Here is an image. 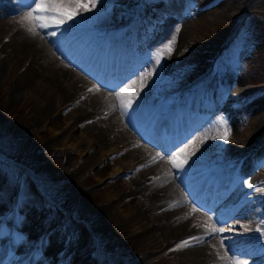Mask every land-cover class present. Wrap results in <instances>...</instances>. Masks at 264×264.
Instances as JSON below:
<instances>
[{
    "label": "rangeland",
    "instance_id": "374dc122",
    "mask_svg": "<svg viewBox=\"0 0 264 264\" xmlns=\"http://www.w3.org/2000/svg\"><path fill=\"white\" fill-rule=\"evenodd\" d=\"M110 1L109 5L99 0L95 8L96 11L104 8L109 21L101 24L96 31L98 35L94 36L105 38V45L98 48L105 54L110 51L107 45L110 47L113 36L123 38L122 46L111 45L110 48L113 54L118 50L117 57L125 62L131 61L132 64L122 66L124 72L129 71L124 73L129 76L127 80L158 70L154 52L167 41L175 26L185 24L187 35L173 53L166 74L156 83L148 78L145 85L161 90L158 104L162 100L164 105L173 101L177 102L174 106L181 104L173 115L174 126L181 125L184 115L186 122L199 117L205 119V122H197L188 138L204 130L211 137L219 130V122L226 120L231 130L228 142L237 145L236 160L243 158V163L236 171L224 174L204 170L211 175L210 179L213 173L223 182L219 192L213 191L217 195L214 200L222 196L219 211L212 209L209 214L220 216L232 225V230L223 234L227 254L257 260L260 264L259 260L264 261V224L261 223L264 221V0ZM21 3L26 11L30 0ZM82 23L76 18L49 31L56 32L54 37L57 44L62 45L61 52L68 56V61L88 71L82 55L70 56L72 49L64 39L68 36V40L78 46L84 43L80 53L88 55L85 48L91 45L80 35L86 28ZM169 26L170 33H167ZM74 68L82 72L77 66ZM20 73V68L9 63L0 80V243L6 246L0 248V264H136L144 255L147 259L141 264H176L177 253H172V249L180 241L163 251L155 249L156 240L140 251L126 245L129 234L137 230L119 212H125L132 202L123 208L116 202L113 208L119 212L112 211L108 218L99 219L96 215L106 196L116 195L115 191L122 184H128L136 175L134 170L141 169L143 174L149 172L154 167L153 162L130 166L128 162L118 161L120 156L116 154L125 151V147L90 149L82 137L85 131L72 124L74 110L69 104L56 109L46 121L40 120L43 101L40 93L11 102L10 89ZM153 75L154 78L159 76L157 72ZM197 77L200 81L199 85L195 84L197 90L191 94L192 99L189 94L177 93L184 82ZM87 78L93 87L113 91ZM114 79L107 82L112 83ZM185 100H191L188 110L182 105L186 104ZM152 114L153 111L146 114L148 121L157 119V115ZM142 120L144 118L131 120V124L139 127ZM66 126H69L68 140L65 138L58 146L47 150L46 143ZM169 135V139L177 137ZM210 137L213 149L221 152L225 142ZM135 138L142 141L137 132ZM120 166V173L115 174ZM190 170L182 169L178 177L183 178L185 185L200 188ZM240 170H244L246 178L257 177L260 181L253 188L242 190L234 204L227 203L233 193L242 189L240 181L246 179L239 174ZM212 195L207 193L210 199ZM257 227H261L262 232H257ZM217 238L220 241L221 238ZM29 249L25 260L16 259L19 251Z\"/></svg>",
    "mask_w": 264,
    "mask_h": 264
},
{
    "label": "bare ground",
    "instance_id": "6f19581e",
    "mask_svg": "<svg viewBox=\"0 0 264 264\" xmlns=\"http://www.w3.org/2000/svg\"><path fill=\"white\" fill-rule=\"evenodd\" d=\"M16 1L18 4H16ZM21 1L0 0V80L2 79V74L8 68L9 63L14 64V68H20L21 70V73L10 89L9 100L16 102L19 99L22 100V98H33L34 95L40 93L43 98L40 108V120L44 119L46 121L49 120L56 109L69 104L71 109L74 110L71 117L72 124L76 129H83L85 131L82 137L88 143L90 149L95 148L101 150L104 147H125V151H119L118 153L120 154H116V156H120L118 161L128 162L130 166L132 164L144 166L149 161L153 162L154 167L150 168L149 172L145 174L140 171L141 169L134 170L136 175L132 177V180L128 184H122L120 186L121 189L119 188L118 191L116 190L117 192L115 191L117 196L112 194L106 196L103 205L96 211L98 218H108V215L112 211L119 212L117 208H113L116 202L119 208H123L126 204L132 202L130 208L126 206L125 212L122 211L119 213L122 214L121 216L124 220L129 219L130 226L135 227L137 230V232L133 230L134 233L129 234L130 236H128L129 238L125 242L134 251H140L146 244L154 240L158 244L155 249L163 251L191 236L203 235L204 227L212 224L217 217L212 215L213 220L208 219L209 213H212V209L219 211L222 196L220 195L216 201H213L209 208L197 203L192 199L191 193H189L187 186L184 184L183 178L178 177L182 169H173L168 163L169 155H174L175 151L180 146H183L184 141L189 139L188 137L190 135L186 136L185 130L180 128L182 138L186 137L177 144H173L168 150L157 143V141H160V143L166 141L168 125L163 126L160 123H168L171 120V112L180 107L178 105L174 106L177 102H167L164 105L162 104V100L158 104L159 100L157 97L159 96L161 98V90H157L148 85H145L141 90L137 83L134 85L136 94L131 107L125 112H121L120 101L116 98L117 93L122 92L123 87H127L132 81L138 82L140 77L144 76L145 73L143 72L138 77L129 80L126 79L129 76H125L126 74H124V68L122 66L124 63L132 64L131 61L127 60L125 62L120 56L117 57L118 50L115 49V53L113 54L110 48L111 45L119 47L122 44L120 42L123 38L113 36L110 47L107 45V48L110 50L108 54L102 53L100 51L101 49H98L101 45H105V38L94 35H98L96 31L101 24L109 21L108 16L104 14V8L102 11H96L94 9L77 17L83 22L82 25L87 28H84L81 32L83 34L80 35L84 41H88L91 45V47L87 46L85 48L88 55L86 53L84 55L80 53L82 44L84 45V43L78 46L77 43L68 40V36L64 37L66 44L72 49L70 56L74 55L78 58L82 55L83 62H86L88 66H86V69L89 68L88 71H84L76 63H70L68 61V56L61 52L62 45L57 44L55 37L49 34L50 29L36 36L30 35L24 30V27L20 23L21 14L25 12L22 9L23 5ZM100 2H107L109 5L111 3L110 0H100ZM170 29L171 26L168 27L167 33H170ZM176 29L180 30L178 34L175 32ZM171 33L167 39L173 34L177 36L175 44L176 50L187 35V28L185 24L177 25L171 30ZM172 55L161 62L158 70L157 68L154 70L159 76L154 78V75H152L149 77L150 80L156 83L157 79L159 80L166 74ZM116 62L117 65L115 66ZM75 66L82 72L76 71ZM91 69H94L96 73L98 72L99 77L112 79V77H118L120 73L123 76L116 84L110 87L96 80L101 86L113 90L106 92L98 87H93L92 82L87 78L88 76L89 78L95 79L89 71ZM124 81L125 83L121 87H118ZM198 81H200L199 77L184 82L177 93L180 96L189 94L190 99H192L193 96L191 94L197 90V85L195 84H198ZM90 88L94 89V91L89 92ZM97 88L99 91H95ZM200 94L202 95L203 93L201 92ZM87 97H90V99H86ZM171 105L174 106L173 109ZM150 111H153L157 115L156 122L143 121L138 128L132 125L131 120L142 118L146 120V114ZM197 113L201 114V112L196 111ZM72 124L70 123L71 127ZM68 127L66 126L65 129H61L64 130L62 133H56L51 137L50 141L46 143L47 150H52L53 147L58 146L65 138L68 140ZM135 132H137L138 138L142 141H136ZM208 137H210L209 133H206L204 130L202 133H198L195 137L191 138L197 140V143L192 149L195 151V155L191 156L188 163L184 166V168L191 169L190 173L193 175L194 181L197 180L198 184H200V188L194 187L192 189L193 195L199 199L204 196L201 193L207 194L205 190L207 185H209L207 190L211 191L215 188V192H219L223 188V182H219V177L213 176L212 173L213 179H210L211 175L208 174V171L204 170L224 174L225 172H231L230 170L236 171L243 163V158L236 160L238 158L236 157L238 152L235 147L237 145H234V142V144L229 142L225 143L223 145L224 147L222 146L223 149L221 152H218V150L213 149V144ZM197 138L204 139V142L200 143ZM137 145L139 146L137 147ZM158 151H161V153ZM157 153H159V156H157ZM160 156H163L164 159L161 160L159 158ZM153 157H156L155 162L153 161ZM121 168V166L118 167L115 174L120 173L119 169ZM244 170H240L239 173L242 175V178H246L247 176L243 172ZM244 173L245 175H243ZM202 176H205V178L199 181ZM245 180L249 181L252 185H257L260 181L257 177L246 178ZM242 181H240L242 189L236 194L233 193L227 203L234 204L241 191H247L248 187ZM215 195L214 197L217 196ZM185 197H187V202L185 201ZM194 206L198 207L199 210L193 212ZM3 244L0 243V248L5 249L6 246L4 247ZM225 249V246H220V241L217 237H209L207 243L203 245L172 251V253H177L175 258L176 264H220V261L217 259V253L223 256ZM30 251L31 249L26 252L19 251V254L17 251L16 255L18 254V256L16 259L25 258V256L29 255ZM12 253H15V251ZM170 254L171 252L166 253V256ZM228 257L246 260L247 264H257V260L242 259L234 257L231 254H228ZM146 259L147 257L145 258L144 255L136 260V264H141ZM259 261L260 264H264V261Z\"/></svg>",
    "mask_w": 264,
    "mask_h": 264
},
{
    "label": "snow or ice",
    "instance_id": "6c2138e0",
    "mask_svg": "<svg viewBox=\"0 0 264 264\" xmlns=\"http://www.w3.org/2000/svg\"><path fill=\"white\" fill-rule=\"evenodd\" d=\"M99 0H30L28 9L21 14L20 23L24 27V30L27 31L30 35L36 36L49 28H61L65 24L70 23L78 16L83 13L92 11L96 8ZM179 29H176L175 32L178 34ZM50 35L55 36L56 32L53 31L49 33ZM177 41V36L175 34L171 35L162 46L155 51L154 53V62L155 67L160 66L161 62L170 57L175 51V44ZM153 71H149L144 76L140 77L139 81H132L128 84L127 87H123L122 92L117 93V100L120 101L121 112H125L133 103L134 96L136 94V89L134 85L139 84L140 89L142 90L145 86V81L152 76ZM94 89H89V92H93ZM99 91V89H95ZM220 128L217 133L211 136V139H219L227 143L231 135V130L227 126L225 120H221ZM200 143L204 142V139L197 138ZM197 143V140L189 138L183 143V146H180L175 154L169 155L168 163L173 169H183L184 166L188 163L191 156L195 155V151L192 150L194 145ZM139 145H137L138 147ZM159 156V153H157ZM161 160L164 159L163 156L159 157ZM153 161H156V157H153ZM243 184L247 185L248 188H253L254 186L247 180L242 181ZM187 202V197H185ZM194 203V202H192ZM174 207V206H173ZM198 207H193V212L198 211ZM209 220H213V216H208ZM264 224V221L261 222ZM243 227V225L241 226ZM232 225L228 224L227 220H224L222 217L217 216L215 221L212 224L206 225L204 227L203 235H194L188 239L180 241L175 249L172 251L181 250L188 247H194L196 245H203L207 243L209 237H220V246L224 247L223 234L231 231ZM257 232H262L261 227L256 228ZM264 234V233H262ZM217 259L220 261V264H247L246 260H238L228 257L227 252L223 256L217 253Z\"/></svg>",
    "mask_w": 264,
    "mask_h": 264
}]
</instances>
